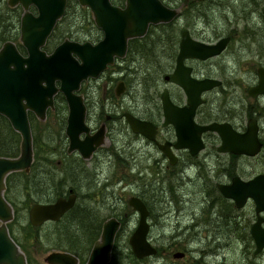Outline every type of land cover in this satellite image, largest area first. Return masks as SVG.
Masks as SVG:
<instances>
[{
	"label": "water",
	"instance_id": "1",
	"mask_svg": "<svg viewBox=\"0 0 264 264\" xmlns=\"http://www.w3.org/2000/svg\"><path fill=\"white\" fill-rule=\"evenodd\" d=\"M10 5L22 4L24 12L20 20V43L22 51L14 40H7L0 46V113L5 115L12 127L21 135L18 155H0V264H29L26 252L11 234L8 223L14 219L15 210L6 198L7 176L14 171L29 170L35 158L33 131L28 111H34L45 118L47 107H53V96L60 91L67 103L64 128L68 139L67 152L78 151L83 158H89L93 151L105 141V125L95 132H89L85 121L86 106L81 94L77 93L80 83L88 77H96L115 57H122L127 41L143 36L149 25L169 22L175 19L180 9L163 0H124V5L111 0H77L89 8L94 23L102 30V37L96 42L64 38L51 51L43 48L46 38L56 21L65 11L66 0H7ZM35 5L37 13L30 10ZM264 18V2L261 6ZM230 37L221 36L213 42L193 38L188 29L181 32L175 67L171 81L180 85L186 95V103L177 105L171 101L168 91L161 95L163 124L173 123L176 130L177 147H186L197 153L203 147L201 132L216 130L221 136L219 150L255 155L262 143L257 135V121L249 118L243 132L235 130L229 122L213 121L200 125L193 119L196 107L203 101L201 93L220 83L218 78H195L191 67L184 63L186 57L206 59L217 55L226 47ZM257 83L248 88L255 96L264 92V66L257 68ZM123 90L122 82L116 86V94ZM130 128L149 139H154L155 125L146 119L124 112ZM81 134H83L81 136ZM163 152L171 155L164 144L158 143ZM221 192L231 197L240 207L247 197L255 203L258 214L250 228L255 252L264 248V173L243 180L235 175L229 184H219ZM76 194L70 189L68 196H58L53 201H38L29 208V221L40 226L46 221H56L75 203ZM138 213V221L128 242L133 254L142 258L157 252L148 238L149 210L137 195L127 200ZM121 226L116 216L103 220L98 238L93 242L84 263L67 250H52L44 256L47 264H110L114 240ZM182 255L176 252L175 256Z\"/></svg>",
	"mask_w": 264,
	"mask_h": 264
},
{
	"label": "rangeland",
	"instance_id": "2",
	"mask_svg": "<svg viewBox=\"0 0 264 264\" xmlns=\"http://www.w3.org/2000/svg\"><path fill=\"white\" fill-rule=\"evenodd\" d=\"M185 1L188 2L189 0ZM220 1L223 7L210 4L212 8L207 9L210 1L203 0L201 6L206 12V17L191 9V13H186L187 17L181 15L174 19L178 28L187 22V27L192 36L200 40L212 42L223 35L231 36L226 49L219 55L206 61L188 59L187 63L195 68L196 73H210L221 77L222 85L216 89V92L207 95L213 111L219 114V112H225L226 109L229 113L237 114L233 117L236 122L241 120L245 122V115L247 113L254 115L255 112L264 141V95L259 99H254L246 92L248 84L256 80L255 68L258 65H264V18L261 13L264 0L260 5H256L255 0ZM167 3L179 8L180 11L187 8L185 2ZM71 7L74 8L72 17L74 21L71 26L74 30H86L91 26L89 20L95 24L89 8L86 12L82 9L84 7L82 5ZM136 66L133 69L139 70L141 64L139 67ZM112 76V81L107 80L106 87L113 86L116 83L114 78L119 75L113 73ZM138 80L136 78L134 80L129 79L130 84L127 83L126 91L119 97L107 93L106 97L103 98L104 80L93 83V97L98 103L95 105V110L92 109L94 104L92 105L88 118V123L91 126L95 127L99 124L95 112L99 111V103L102 104H99L102 107V119L107 113L115 116L108 122V126L112 128V133H107V139L102 145V150L94 155L90 161H87L88 165L86 162L85 164L90 167L94 165L93 169L88 170V180L91 178L92 181H95V187L89 189L88 192L89 200L101 206V211L106 218L110 214L114 216L122 212L123 208L126 210L124 211L127 220L117 231L118 264H215L220 261L227 264H264V249L257 254L254 253L253 243L249 242L248 239H243L240 236L241 233L239 236L236 234L224 239H212L208 236L207 230L216 228L217 224H221L219 226L221 228H227V226L221 223L220 217H217L216 212L213 213V209H211L213 215L208 214L209 208L207 209L206 202L202 201L203 192L200 188V181L192 182L185 178L182 179L184 182L181 183V186L185 199L178 203L179 210L172 202H167L169 198L166 192L160 190L159 182L165 186L169 180L161 176V181L157 182L159 178L154 176L155 171L153 169V155L160 156V152L146 140L135 138L126 120L120 115L121 111L126 109L142 110L145 108L148 110L149 107L153 106L151 96L154 95L155 98L159 99L155 92L150 95L151 87L144 90L143 85ZM157 82L158 94L163 88L170 86L161 77ZM154 87L156 88L155 85ZM65 113L66 110L59 113L51 111L44 121L33 119V137L45 150L49 148L56 150L59 137L64 136L62 118L65 117ZM239 115L241 120L238 119ZM231 168L237 173L245 175L264 171V146L261 152L255 156L235 158ZM91 170L93 175L96 172L94 176L90 175ZM196 170L197 166H192L191 172L193 174ZM176 191L180 192L181 190ZM132 194L142 195L147 202L150 210L148 238L157 248L156 253L142 258H137L133 254L128 242V238L138 221L137 211L133 210L127 203L128 197ZM29 208L21 202L18 204L12 229L31 263L47 264L44 261V256L52 249L45 248L40 238L27 237L26 224L29 222ZM180 210H182V216H180ZM252 210V206L247 204L240 212L248 216L253 214ZM195 218L199 221L196 228H200L195 236H185L182 239L169 238L171 225L175 224L178 219H181V224L185 225L195 221ZM177 250L183 251V256L173 257L172 253Z\"/></svg>",
	"mask_w": 264,
	"mask_h": 264
},
{
	"label": "flooded vegetation",
	"instance_id": "3",
	"mask_svg": "<svg viewBox=\"0 0 264 264\" xmlns=\"http://www.w3.org/2000/svg\"><path fill=\"white\" fill-rule=\"evenodd\" d=\"M6 2L8 3L7 0H6ZM114 4H118V3H114ZM118 5L123 6L124 1H123V3L118 4ZM10 6H16V7L20 8L22 11L21 12V16H22V14L24 12V7L22 6V4L18 3L16 5H10ZM30 10L37 13V8L35 7V5H31ZM73 14H74V11L68 5V0H66L65 11H64L63 15L56 21L55 25L52 28V31L49 33V35L47 36L46 41H45V44H46L51 39V36H53L54 38L52 37L53 38L52 43L49 45L48 48H45L44 47L45 44H44L43 48H45L47 51H51L53 49V47L55 45H57L59 42H61L64 38H70V39L77 40L76 38L68 36L67 34H60V33H68L70 31L74 30V28L71 27L73 24V21H74V19L72 18ZM20 20H21V17H20ZM19 29H20V22H19ZM148 29H149V27H148ZM148 29H147V31H148ZM177 29H178L179 34L177 35L178 41H177L176 52L174 54V57L171 58L172 62L170 61L169 68H167L165 73H163V75L161 76L162 80L165 82H168L170 84V86L163 88L161 90V92H159V94H158V90H157L158 89V82L157 81L160 78L159 77L154 83L156 88L155 87L153 88L154 85L151 87L152 92H150V95H153V92H155L157 97H159V99H157L154 97V95L151 96V98H152L151 102L153 104L152 107H149L148 110H146L145 108H142V110L141 109L140 110H135V109L127 110L126 109V110H122L120 115L126 120V118L124 116V112H130L134 116L141 118V119L149 120L155 125V134H154L155 137H154V139H149V138L145 137L144 135H142L138 132H134L130 128L128 121L126 120V123H127L128 127L130 128V130L134 133L135 138H140V139L142 138V139L146 140L147 143L153 145V147L157 151L160 152V156L153 155L154 156L153 157V163H154L153 169L155 171L154 176L156 175V177L159 178L157 180V182H159V180L161 181V179H162L161 176H164L169 180V182L165 186L162 184V182H159L161 185L160 190H163L164 192L167 193V197L169 198V200L167 202L168 203L172 202L176 206V208H178V210H179L180 207L178 206V203H181L185 199L184 192H182L183 187L181 186V183L184 182V180H182V179L185 178L187 181H192V182L200 181V184H201L200 188L203 192L202 193V201H205L206 205L208 206L207 209L209 208L208 214L210 216L213 215L212 210H211V209H213V213L216 212L217 217H220L221 223H223L224 226H227V228H221V227H219L221 224H217L216 228L214 227L210 231L207 230L208 236H210L212 239H220V238L224 239V238H230L231 236L236 235V234L239 236V234L241 233L240 236L243 239H250L252 241L253 246H254V250H255V244L253 241V237L250 233V228H251V225L253 224V222L256 220L258 214L255 211V203H254L253 199L251 197H247L245 202L240 207H237L235 204V201L231 197L225 196L221 192V190L219 188V184H229L232 180V177L235 175L239 176L243 180H247V179L253 177L254 175H256L258 173H264V171H257V172L249 173V174L245 175V174L237 173L235 170H233L231 168L232 164H234V162H235V158L252 157V156H255L261 152V150L264 146V141H263L262 134H261V126L259 124V120L256 117L255 112H254V115H251V114L248 115V113L245 115L246 116L245 122L243 120H241V116L239 115L238 119H240L241 121L236 122L235 120H233V117H234V115H237V114L229 113L228 110L226 111V109L224 110L225 112L222 111V112H219V114H216L215 111H213V107L210 106V104H209L210 100H208L207 95L210 93L216 92V89L222 85L223 81H222L221 77L212 75L210 73H196L195 68L191 64H188L187 60L188 59H194L197 61H206L207 59L214 57V56H217L220 53L217 55L211 56L209 58H206V59H199V58H195V57H186L184 59V63L191 67V75L193 77H195V78L214 77V78H218L220 80V83L218 85H215L212 88L205 90L201 93V97H202L203 101L195 109V113L193 115L194 121L200 125L208 124V123L213 122V121L229 122L235 130H237L239 132H243L247 127V123H248L249 118H254L257 121V126H258L257 135H258L259 140L262 143V146H261L260 150L255 155H247L244 153H233L231 151L219 150L218 147L221 143V136L216 130H213V129H206V130H203L201 132V139L203 141V147L201 149H199V151L197 153H191L188 148L177 147L175 145L176 140H177L175 126L171 122L163 124L164 114H163V108H162V103H161V95H162V92L164 90H167L169 98L171 99V101L173 103H175L177 105H183L186 103V95H185L182 87L180 85H178L177 83L171 81L170 78H165V75L170 76L171 72L173 71V69L175 67L176 56L178 53V44H179V41L181 38L182 30L188 29L190 35L192 36L191 31L187 26H182V27L180 26ZM99 30H100L99 36H97L93 39L92 38L79 39L78 41L89 40L91 42H96L103 35L102 30L100 28H99ZM147 31H146V33H147ZM223 36H225V35H223ZM228 36L231 39V36L230 35H228ZM140 37H142V36H140ZM140 37L129 38L127 41V48H126L125 54L122 57H115L113 63L108 64V66L103 71H101L98 76L88 77L86 80H83L80 83L79 89L77 90V93L82 95L83 101H84L85 106H86L85 121L89 125V132L90 133L95 132L96 129L102 123H104V125H105V140L107 139V133H109V134L112 133V128L110 126H108V122L111 118H115V116H112V114L107 113V114H105L104 119H102V117H101L102 107L99 105L101 103H99L98 104L99 111H95L96 112V119L98 118L99 124L97 126L93 127L88 123V118L90 116L89 115L90 109L92 108V105L94 104L92 109L95 110V105H97V103H98L97 100H94V97H93V88H92L93 83H95V82L99 83L101 80H104L103 98L106 97L107 93H110L111 96H117V97L121 96L127 89V83L130 84L129 79H132V76L134 75L133 72L135 69H133V68L134 67L136 68L137 67L136 65H138V67H139V64H140L139 58H136L137 53L133 52L134 50H131V48H130V41L134 38H140ZM192 37L195 38L194 36H192ZM196 39H198V38H196ZM230 39H229L227 45L229 44ZM227 45H226V47H227ZM226 47L223 49V51L226 49ZM259 66H264V65H258L255 68L256 80L251 82L250 84H248V86L246 87L247 94L254 99H259V97L264 95V92H262V93L255 95V96H252L248 92V88L257 83V80H258L257 79L258 78L257 77V68ZM135 71H138V70H135ZM113 73H118V75H119L118 77L114 78L116 80V83L113 86L106 87L105 84L107 83V80L110 79V81H112V79H113L112 74ZM137 78L138 77H136V79ZM149 79H151V78H149ZM119 82H122L123 90L121 91L120 94H116L115 89H116V86L119 84ZM152 82H153V79H152ZM221 92H222V90H221ZM59 94H61V96L63 97V100H64L63 104H65V109L64 108L62 109V112L64 110H66L65 117L63 116V118H62V121L64 120V128H65L66 116H67V103H66V100H65L63 94L60 91H57L54 94V96H53V107H47L44 119H41L34 111H32V110L28 111L31 126H32L33 119H39L41 121H44L49 112H51V111L52 112L56 111V113L60 112L59 105H57L60 102V97H59L60 95ZM0 115L4 116L8 120V118L5 115H3L1 113H0ZM82 135L83 134H81V136ZM63 137H64V140L66 141V145H65L66 153L72 154V156L75 159H77L78 162H82L84 164L86 162L87 165L89 164L87 161H90L94 157V155L98 154V152L102 150V145L104 144L103 143V144L99 145L93 151V153L90 155L89 158H83L78 153V151H76V150L71 151V152H67L68 139L65 135V132H64ZM158 143L164 144L171 155L169 156L167 153L163 152V150L159 147ZM87 165H86V167L88 170L90 168L93 169V167H94V165H91V167L87 166ZM192 166H197V170L195 171L194 174L191 172ZM87 174H88V172H87ZM95 174H96V172L94 173V175ZM90 175L94 176L92 170H91ZM70 189H72V192H74L76 194V199H75V203H76L78 200V193L72 187H68L67 192L65 191V193L63 195H58V196H68V194L70 193ZM176 190H181V191L177 192ZM132 195H136V194H132ZM58 196H56V197H58ZM137 196H139L144 201V203L146 204V206L148 208L147 202L144 200L143 196L140 194H138ZM55 198L52 200H49V201H53V200H55ZM155 198H156V195H155ZM247 204H250V206H252V208H253V210H252L253 214L248 215V216L244 215L243 212H240L242 210V208ZM148 210H149V208H148ZM181 211L182 210L179 211V213L181 214L180 216L183 215V213ZM259 214L264 217V211H260ZM149 215H150V210H149L148 216ZM148 216H147V220H148ZM176 216L178 217V215H176ZM251 216H252V218H250ZM231 223H233V224H231ZM8 225H9V223H8ZM198 225H199V221L197 218H195V221H192L191 223L185 224V225H182L181 219H178L175 222V224L171 225L172 229H171V234L169 235V238L170 239H172V238L182 239V238H185V236H191V237L195 236L200 231V228H196ZM262 225H264V222H262ZM201 228H203V227H201ZM149 229H150V224H149ZM148 234H149V230H148ZM263 249H261L258 252H255L254 250L253 251H254V253L257 254V253L261 252ZM176 252H182V255L175 256ZM172 254H173V257H181V256H183L184 252L177 250V251H174ZM85 260L82 262L79 259V262L84 263ZM215 264H227V263L220 261V262H217Z\"/></svg>",
	"mask_w": 264,
	"mask_h": 264
},
{
	"label": "trees",
	"instance_id": "4",
	"mask_svg": "<svg viewBox=\"0 0 264 264\" xmlns=\"http://www.w3.org/2000/svg\"><path fill=\"white\" fill-rule=\"evenodd\" d=\"M123 1L112 0L113 3L118 4L123 3ZM163 1L166 4H168L167 2H174L176 4L185 2L187 8L182 9L179 16L183 15L187 17L186 13H191V9H193L199 12L201 16L206 17V12L201 6L203 0H189L188 2L185 0ZM208 1L210 3L207 9L212 8L210 4L222 6L220 0ZM0 2V46L7 40H14L18 43L20 49L25 51L24 46L20 43L19 22L21 9L16 6H10L4 0H0ZM262 2L263 0H255L256 5H260ZM68 5L70 7H78L80 4L77 0H68ZM71 8L74 11V8ZM82 9L88 12L86 6L82 7ZM259 14L261 15V13ZM89 22L91 26L84 31L74 30L60 34H67L77 40L85 38L93 39L100 35V30L93 24L92 20H89ZM187 25L188 23L186 22L183 26ZM177 28L176 20L151 24L144 36L130 41V48L134 50L133 52L137 53L136 58H139L141 64L138 71L134 70L132 80L138 77V82L143 85L144 90L152 87L155 81L169 68L170 61L172 62L171 58L174 57L177 49ZM52 37L45 44V48H48L52 43V39L54 38ZM59 95L60 102L57 105H59V109L62 111L63 108L65 109V104H63V97L61 94ZM61 127L63 126L61 125ZM33 140L35 158L31 168L29 170L14 171L7 176L5 196L12 203L15 210V217L9 222L11 234L21 245L12 229L20 202L29 208L35 202L49 201L58 195H63L65 191L67 192L68 187H72L78 193L77 202L59 220H49L40 226H35L29 221L26 224V228L28 229L27 237L40 238L44 244L43 246L48 249L70 251L83 262L93 242L98 238L102 222L106 218L101 211V206L89 200L88 192L89 189L95 187V181L88 180V169L84 163L78 162L72 154L66 153V142L63 135L58 139L56 150L53 148L45 150L34 138ZM20 142V133L12 127L11 123L4 116L0 115V155H18L20 152ZM124 210L123 208L122 212L114 215L121 220V226L127 220L126 210ZM111 215L113 214L109 216ZM248 240L252 243L250 239ZM116 241L117 234L111 252L110 264H118ZM27 258L29 264H32L28 256Z\"/></svg>",
	"mask_w": 264,
	"mask_h": 264
},
{
	"label": "bare ground",
	"instance_id": "5",
	"mask_svg": "<svg viewBox=\"0 0 264 264\" xmlns=\"http://www.w3.org/2000/svg\"><path fill=\"white\" fill-rule=\"evenodd\" d=\"M91 183V182H90ZM91 185V184H90Z\"/></svg>",
	"mask_w": 264,
	"mask_h": 264
}]
</instances>
